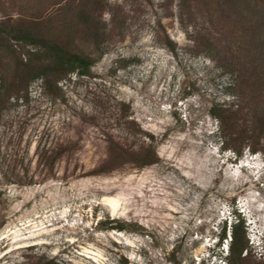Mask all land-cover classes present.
Returning <instances> with one entry per match:
<instances>
[{"label":"rangeland","instance_id":"1","mask_svg":"<svg viewBox=\"0 0 264 264\" xmlns=\"http://www.w3.org/2000/svg\"><path fill=\"white\" fill-rule=\"evenodd\" d=\"M58 1L0 0V21L46 16ZM88 1L66 16L91 17L69 29L73 48L95 60L90 72L63 79L56 95L36 78L0 105V264H229L219 238L239 203L264 236V154L252 180L232 164L252 151L239 155L228 139L237 129L223 130L213 110L264 114V1ZM15 67L0 48V74ZM108 139L136 152L153 143L156 161L98 173ZM105 197L119 200V217Z\"/></svg>","mask_w":264,"mask_h":264},{"label":"trees","instance_id":"2","mask_svg":"<svg viewBox=\"0 0 264 264\" xmlns=\"http://www.w3.org/2000/svg\"><path fill=\"white\" fill-rule=\"evenodd\" d=\"M88 3V0H59L46 16L9 18L0 21V48L8 50L16 60V67L11 74L2 72L0 74L2 110L8 107L12 98L24 97L36 78L44 80L46 92L56 95L60 90L59 83L63 79L73 73L88 74L90 72L95 60L90 55L73 48L75 40L71 38L69 29H72L73 25H78L77 23L87 24L91 17L81 10L67 24L66 16L67 7L86 6ZM59 16L62 19L61 23L58 20ZM229 65L231 70H240L238 78H241L239 62L231 58ZM241 112L243 116L237 117ZM213 114L218 118L223 130L229 132L230 127L237 129V131L229 132L228 139L241 142V148L237 149L239 155L246 146L252 152L261 151L264 154V114L259 115L253 106H249L248 110L234 109L232 106H215ZM128 124L135 128V122L128 121ZM236 134L238 138L235 137ZM228 139L226 137L227 141H223L224 147H229ZM139 149L140 152H136L120 141L108 139V160L96 171L109 172L122 161L134 162L139 166L155 163L157 153L153 143L144 141ZM41 156L47 160L51 159L52 165L59 158L57 154ZM228 236L231 238L227 256L229 264H264V260H257L252 250L249 252L251 246L248 231L245 229V220L241 214H236V221L231 222L229 230L227 222L224 224L219 243L222 244ZM34 264H55V261L40 258Z\"/></svg>","mask_w":264,"mask_h":264},{"label":"bare ground","instance_id":"3","mask_svg":"<svg viewBox=\"0 0 264 264\" xmlns=\"http://www.w3.org/2000/svg\"><path fill=\"white\" fill-rule=\"evenodd\" d=\"M103 203H105L106 205H108L110 207L111 213H112L113 216L119 217L121 215V209H120L119 200H117L115 198H112V197H105L103 199ZM88 253H91V252H88Z\"/></svg>","mask_w":264,"mask_h":264},{"label":"clouds","instance_id":"4","mask_svg":"<svg viewBox=\"0 0 264 264\" xmlns=\"http://www.w3.org/2000/svg\"><path fill=\"white\" fill-rule=\"evenodd\" d=\"M251 154H252L253 156H257V157H258V154L255 153V152H251ZM237 158H239V157H236V159L234 160V162L237 160ZM245 169H246V168H245ZM247 170H248V169H247ZM240 214H241V213H240ZM245 219H246V218H245ZM246 220H247V219H246ZM247 229H248V225H247ZM248 233H249V232H248ZM263 238H264V236H263V234H261V236H260L258 242H257V243H253V245H255L256 250H258V251H261V250L264 249V241H263ZM230 240H231V238H230V236H229V238L226 239V243L222 242V244H221V247L223 248V250H225V251H227V252H229V241H230Z\"/></svg>","mask_w":264,"mask_h":264},{"label":"built area","instance_id":"5","mask_svg":"<svg viewBox=\"0 0 264 264\" xmlns=\"http://www.w3.org/2000/svg\"><path fill=\"white\" fill-rule=\"evenodd\" d=\"M260 252V254H262L263 252H264V249L263 250H261V251H259Z\"/></svg>","mask_w":264,"mask_h":264}]
</instances>
